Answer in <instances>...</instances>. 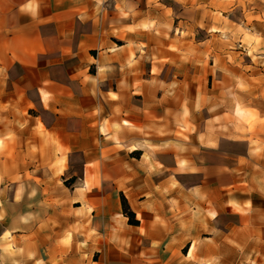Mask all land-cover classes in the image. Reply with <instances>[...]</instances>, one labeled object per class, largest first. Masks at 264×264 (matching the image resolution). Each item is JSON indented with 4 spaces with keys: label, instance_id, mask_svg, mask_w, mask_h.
<instances>
[{
    "label": "crops",
    "instance_id": "crops-1",
    "mask_svg": "<svg viewBox=\"0 0 264 264\" xmlns=\"http://www.w3.org/2000/svg\"><path fill=\"white\" fill-rule=\"evenodd\" d=\"M261 1L0 0V264H264Z\"/></svg>",
    "mask_w": 264,
    "mask_h": 264
},
{
    "label": "rangeland",
    "instance_id": "rangeland-1",
    "mask_svg": "<svg viewBox=\"0 0 264 264\" xmlns=\"http://www.w3.org/2000/svg\"><path fill=\"white\" fill-rule=\"evenodd\" d=\"M261 2L262 6H260V8L259 6L254 5V3L252 4L251 10L254 11L253 14L247 13L248 8H245L246 13H244V15L242 16L239 12H243V9H237L239 12H237L235 16H232L230 14L234 19V22L229 23V28L225 26L223 31L229 32L231 37L228 40L221 39L220 45L221 47L230 48L232 50L236 49L235 51L242 52L243 54L241 55V57H239L238 60L241 66L245 64L247 65L252 59L254 67H256V69H261V71L256 70L259 74L257 83H259L260 85L258 94L262 99H264V59H262L260 64H258V61L256 59L257 53H264V0H262ZM258 9H261V12H258ZM203 10L205 24L199 25L200 30L208 28V25H206V21L208 22L212 20L213 17L221 19V13H230L228 7H219L214 4L207 5L206 2L203 6ZM231 59L233 60L234 57L231 56ZM261 103L262 106H264V100H262ZM242 120L247 123L249 127L254 126L256 123L264 122V118H260L255 112H251L249 115L243 116ZM65 183L70 186L69 180Z\"/></svg>",
    "mask_w": 264,
    "mask_h": 264
},
{
    "label": "trees",
    "instance_id": "trees-1",
    "mask_svg": "<svg viewBox=\"0 0 264 264\" xmlns=\"http://www.w3.org/2000/svg\"><path fill=\"white\" fill-rule=\"evenodd\" d=\"M121 203H122V208L125 216L128 217V222L130 224H137L138 220L135 219L134 213L129 209V206L127 204V201L124 197H121Z\"/></svg>",
    "mask_w": 264,
    "mask_h": 264
}]
</instances>
